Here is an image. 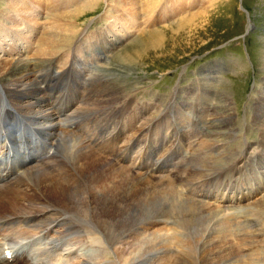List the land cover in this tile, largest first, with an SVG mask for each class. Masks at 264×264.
Segmentation results:
<instances>
[{"label":"bare ground","instance_id":"6f19581e","mask_svg":"<svg viewBox=\"0 0 264 264\" xmlns=\"http://www.w3.org/2000/svg\"><path fill=\"white\" fill-rule=\"evenodd\" d=\"M13 1L14 0H9L7 6L11 7V3ZM19 1L20 7L19 5L15 6L13 3L16 10L23 9L24 11H28L29 9L33 8L32 4L30 3L31 0ZM47 1L48 0H46V2ZM92 1L95 3L96 0ZM142 1V7L139 5L138 0H127V2H123L124 4L122 5V8H124L127 4L131 6L125 8L127 15L123 19L127 22V24H133L134 26L136 23L138 15L135 13V10L138 7H141L143 11L145 10L143 14L147 15L148 18L142 14L141 15L143 16V19H147V22L151 21L149 19V13L155 12L156 9H158V15L165 16L169 13H173L175 10H177V8H185V6H190L195 3L200 6L202 11L205 8L201 4L203 0H171L170 3L166 2L164 4H161L163 0ZM34 2L39 3V0H35ZM50 2L51 0L49 1V4ZM56 2L60 3L61 0L60 2L59 0H52L53 5L56 4ZM79 4L80 6L76 9V11H69L67 14L62 13L53 15L50 18L53 20V29L46 30L44 36L38 41L39 45L37 43L38 48H36L37 56H53L59 49L70 46L69 39L72 28L61 29L58 28L57 25L62 23L66 24V26L70 25V27L76 26L79 21L83 20V17L87 12L93 10L92 7L88 8L81 5L82 1H76V5ZM46 10H48V8ZM32 11L35 12V10ZM108 11L111 12L110 17L112 20L118 21L117 18L119 14L116 15L117 18H115V10L110 9ZM120 11L121 10L118 9V12ZM198 14L189 18V20L192 21V19ZM18 16V14L12 13V17L18 18ZM22 18L20 17L19 21L15 22L25 24ZM48 18L49 17H47V19ZM151 24L153 23L151 22ZM209 25L210 20L205 16V14H203L199 28H207ZM122 26L123 25L121 22V27ZM248 26V29L251 28L250 23ZM3 27L5 26L3 25ZM121 27L119 30L123 29ZM2 31L5 32L1 28V32ZM110 31L111 30L107 32L110 35L105 33L107 36L106 38L108 39L107 42L109 43L112 40L113 42L108 44L107 49H109L111 45L117 43L118 40V37H115V35ZM6 32L8 33V31ZM111 33L113 35H111ZM2 35V37L7 36L6 34ZM16 35L17 34L13 35L14 45L17 43V41H22V35ZM2 37L0 38V41H2ZM104 45L106 44L103 43L100 48H98V50L103 51V53L106 49V46ZM73 50L74 48L71 51ZM74 52L76 55L75 53L71 55L72 63H70L68 67L64 68L60 74L55 73L53 68L55 62L51 64L54 59H38L41 60L39 62L17 60L6 68L4 66H0V101H3V103L0 102V114L9 113L6 109L14 110L23 118L28 119L27 121L35 123L36 126H38L43 131L44 140L49 144H54L55 137L59 135L61 149L63 148V150L66 151V153L63 154L66 161L62 168L59 169V173H57L55 170L53 172H48L38 168L37 166L30 165L26 167L21 176L15 178L13 183L0 185V219L15 217L17 215H22V217H25L26 215L34 216L31 217V219L37 220L38 223L40 222L34 229L35 232L32 233L35 234L37 231L42 230L41 228L43 226L48 227L51 225V223L58 219H60V222L58 223L57 228L70 226V224L72 225L73 221L70 220V216L72 215L74 218L77 216L81 218L82 222L84 220L90 223V225L93 226L95 230H97L94 231V233L84 226L83 229L81 227L78 228L81 232L84 231V233L87 234V241L90 244V247L95 248L96 244L100 243V239L96 235L98 233L102 235L104 242L110 246L111 249L121 243V241H123L121 238L126 234H128L127 238H129L133 235L136 236L137 230L144 231L145 227L148 226L147 223H144L145 221L154 220L155 222L156 220H162L165 222L164 224H167L168 220L172 219V225H176V228L183 230L193 229L190 234H187L189 237H183L185 239L182 237L179 238L178 236L180 234L177 236L172 235L174 237L171 238L166 236L165 233L162 235L166 236V238L161 240L160 246L165 248L169 247L170 245H174V248L177 247L176 249H178L177 254L180 255H177L175 261L173 262L174 264H237L238 262L244 264L243 259H249L250 257L256 258L259 256V254L262 255L264 252V239L261 238V234L258 232L252 234V237H254L253 240L251 239V241L247 243L245 242L244 249H240L238 243L235 244L236 246H228L230 244L229 243L227 245L229 241L224 242V238L227 240L229 236L236 240L237 236L235 235V231L241 230V227L244 226V224L241 223V220L239 224V221L236 219L237 212L227 214L222 213L223 216L221 217L222 219H220L217 213L211 212L210 209L208 211V209L205 208L203 204L190 199L188 196H182V193L176 189L173 182L159 181L150 183L143 179L139 181V175L130 174L126 168L112 164L107 160V158H105L106 156L103 157L91 150L85 143H83L79 136L71 132V130H68L65 122L71 119V115H68L70 111L62 113L61 111L57 110L60 103L63 102L62 98L64 97L61 91L56 92L55 79H57L58 75H69L70 73L72 75H78L79 82L77 81L75 87L68 89V93H70V99H68L67 103L72 105L71 111H74V115H80L82 113L90 114L92 110H95L99 107L100 113L104 115L103 121L99 125L103 127L107 126L108 122L110 121L111 113L118 112L120 109H122V107H113L112 111L109 107H103L100 101L93 97H98L100 100L106 103L111 101L114 102L116 98L118 99L116 102L121 103L125 99L129 98L120 97L117 94L118 91H114L115 87L112 82L113 80L109 77L112 74H107L108 70L104 69L105 71L103 73L105 74L97 73L93 76H90L87 73V70H85V72H83L81 68V70H78L74 64L78 65V61H80L77 59V53L79 51L74 50ZM105 52L107 53L109 51ZM143 55L144 54H142V56ZM56 57L58 58V56ZM138 58L140 59V57ZM132 60L133 57L127 53L123 54L122 56L120 55V57H115V61L121 63V65L124 66L127 62ZM64 84L66 86L67 82L64 81ZM43 85L45 86L44 89ZM76 87H78L79 90H77L78 88L76 89ZM175 90L177 91V88ZM52 94L53 96H51ZM198 96V99H202L201 94H198ZM203 97L205 98L206 96L204 95ZM178 98L180 97L178 96ZM209 100L210 98L207 101ZM258 100V107H260L259 110L262 113L264 111V107H262L264 102L263 96L259 97ZM196 104L197 101H193L192 103L183 101H177L175 103L174 101L173 105H169L170 109L174 108L181 111L183 115L182 119H178L180 117L179 115H177L179 116L177 119H172L171 116L169 118L168 114L165 113L167 111L166 108L163 115V120L158 121L156 119L155 122L154 119H149L146 121L149 116L147 113L149 110H147L145 107H141V109L138 107L134 108V110L137 111L143 109L145 112L125 113L124 111L121 115V119L125 118L127 124L130 121H134L135 123L137 121L136 125H129V132H131L129 136L130 138L133 135L140 136V133H143L142 137L145 134H148L151 137H157L159 139V134L163 133L164 137L167 136L169 139H171V143L176 141L179 131H182L183 134L181 135H183L184 138L187 137L185 138L187 140L192 137V131L190 129V125H192L190 124L192 122L191 118H195L199 123L204 124L205 126L203 127L206 130H209L210 134L215 137L212 141L208 142L212 144V147H214L212 151L218 156L215 157L213 156L214 154H208V152H203V156H200V149H198V147L197 149L193 148L189 159L186 160V170H182L175 174L176 178L181 179L185 183L205 177L211 179L213 174L220 175L226 170H234L235 174H240L242 169L239 165L241 164L242 166L244 165V168L247 167L249 163L254 167L264 168V139L260 141L257 147L258 151L254 154L249 153L247 151L248 149L246 148L240 152H237L238 146H232L231 148L227 145H223V143H225L223 137L224 135L220 131L230 126V124H233L234 120V115L232 116L229 113L231 111V102L228 96L225 97L218 95L215 104L210 106L212 108L207 109L212 115V117L208 119V127L207 123L203 121L202 113H204V108L203 110H197ZM55 105L56 112L53 108ZM5 106L6 108L2 111ZM195 110L196 112H194ZM138 115H140V117ZM256 116L259 118L257 114ZM87 120L92 124H98L96 119L91 114L88 116ZM261 120V122H264V118ZM113 124H115V131L117 129L116 125L118 122ZM140 124L141 126L138 127ZM261 128L264 130V125L261 126ZM247 129H249L248 126L246 130ZM202 142L204 143V140H202L201 143ZM141 143L143 142L141 141ZM209 143L207 147L211 146ZM183 153H185V150H183ZM71 156H73V159ZM185 159L186 156L182 155L179 158V161L183 160L182 162H184ZM258 161H260L262 164L261 166ZM122 169H124L126 172H124ZM257 174L258 177L256 180L262 181L264 177L259 172H257ZM27 183H30L33 186L30 187V191H28L30 194L21 191V189H24ZM244 185L248 186V188H246L247 190L249 187H251V183L250 185ZM4 186L8 187L2 188ZM263 192L264 191H262V193ZM260 200L261 201L255 206L243 207L244 209L249 210L248 212H251L246 213L243 216L245 218V223H251L252 221L260 220L259 218H264V201H262L264 200V193L262 194ZM50 209L53 212L48 214V210ZM68 213L71 215H67ZM150 214L153 215L152 218ZM146 216L149 218L147 220H143ZM154 222L151 225H154ZM209 222H211V226L208 225ZM247 225L248 224H246V226ZM71 229L74 230L75 226H71ZM226 231H229V233H225ZM213 232H217V235L214 236ZM261 233L263 234V231H261ZM27 237L28 236L26 235L22 236L23 239ZM74 237L75 238H73V236L70 237V240L74 239L75 243L78 244L82 242L81 237L80 240L78 238L79 234L77 237L75 234ZM158 238H160V236H155L153 240ZM239 242L243 243L242 240H239ZM50 244L47 241L46 248L49 250L55 249L58 245V243L53 242ZM122 244L123 242L119 246ZM225 245L228 247H225ZM142 246L143 245L140 246V249ZM140 249H138L137 253L140 252ZM241 250L253 252L243 256L241 255L243 252H241ZM96 256L97 255L94 254L92 258H95ZM99 258H101L100 255L97 256L96 260H99ZM259 259L262 258H257L258 261H260ZM40 260V262H43L42 258ZM35 262L37 261L35 260ZM255 262L258 263L257 261ZM50 264L68 263L66 260H63L57 256L52 259Z\"/></svg>","mask_w":264,"mask_h":264},{"label":"rangeland","instance_id":"374dc122","mask_svg":"<svg viewBox=\"0 0 264 264\" xmlns=\"http://www.w3.org/2000/svg\"><path fill=\"white\" fill-rule=\"evenodd\" d=\"M8 1L9 0H0V38L3 36L2 34L7 35L2 37V41H0V43H2L0 44V66L6 68L17 60L39 62L41 60L38 59H54L51 64L55 62V66L59 68V70H62L67 67L68 62L72 63L70 56L75 53L74 50H77L79 51L77 53V59L80 61H78V65L74 64V66L78 70L82 69L83 72L87 70L90 76L97 73L102 74L105 70H108L107 74H112L109 77L113 80L112 82L115 87L114 91L117 90V94L120 97H129L121 103L116 102L118 100L117 98L114 102L111 101L109 103L103 102L98 97L93 98L99 100L103 107H109L111 110L113 107H122V109H120L121 113L124 111V106H126L125 113L145 112L143 109L140 111L134 110L136 107L139 109L145 107L149 110L147 112L149 116L146 121L149 119H154L155 122L156 119L158 121L163 120L166 108L167 111L165 113L168 114L169 118V113L174 111L180 116L176 115L174 118L177 119L179 117L178 119H182L183 115L181 111L174 108H171L174 109L171 110L169 105H173L174 101L175 103L177 101L187 103L197 101V110H203L204 108V113H202L203 121L207 123L208 127V119H210L212 115L207 109L212 108L210 106L215 104L218 95L228 96L231 102V111L229 113L232 116L234 115V120L233 124H230V126L220 131L224 135L225 143L222 142L223 145H227L231 148L232 146H238L237 152H240L245 147L248 148L247 151L249 153L254 154L258 151V144L264 139V130L261 128V126L264 125V122H261V119L264 118V111L261 113L259 110L260 107H258L259 97L263 96L264 99V0H203L201 3L202 6L205 7L203 11L200 9V6L195 3L191 6H185V8H177L173 13H169L165 16L158 15V9H156L155 12L149 13L150 22H147V19H143V16H146V18L148 17L143 14L145 10L143 11L141 8L143 6V1L138 0L141 7L135 10L138 19L134 26L133 24H127L123 19L127 15L125 8L131 7L127 4L122 8L123 2H127V0H96L95 3L92 0H61V2L59 0L60 3L56 2L54 5L52 4V0L50 4V0L47 1L48 3L46 0H39V3L34 2L35 0H31L30 3L33 8L28 11H24L23 9L16 10L14 5H19L20 7L19 0H14L11 3V7L7 6ZM76 1H82L81 5L88 8L92 7L93 10L87 12L83 20L79 21L76 26L70 27V25L66 26V24L62 23L60 25L56 24L58 28L61 29L72 28L69 39L70 46L59 49L53 56H37L36 48H38L39 45L38 41L44 36L46 30L53 29V20L50 18L53 15L62 13L67 14L69 11H76L80 6V4L76 5ZM166 2L170 3L171 0H163L161 4ZM47 8L48 10H46ZM242 8L247 13L243 11ZM110 9L115 10V18H117L116 15H120H118L117 18L118 21H113L110 17L111 12L108 11ZM118 9L121 11L118 12ZM32 10H35V12ZM12 13L18 14V18L12 17ZM196 14L198 15L190 21L189 18ZM203 14L210 20V25L207 28H199ZM20 17H23L22 20L25 24L15 22L19 21ZM47 17L49 18L47 19ZM247 17L250 19L249 22L247 21ZM121 22L124 27H121ZM151 22L153 24H151ZM248 23L251 24V28L253 27V29L247 33ZM3 25L5 27H3ZM120 27L123 29L119 30ZM1 28L5 32L2 31V33ZM109 30H111L110 32H112L115 37H118V40L117 43L111 45V47L107 49L108 44L113 42V40L109 43L107 42L108 39L106 38V34L110 35L107 33ZM6 31H8V33ZM112 33L111 35H113ZM14 34L22 35V37L20 36L22 41H17L15 45L13 44ZM103 43L106 44L104 45L106 46L105 51L109 52L106 53L104 51L103 53V51L98 50ZM73 48L74 50L71 51ZM125 53L131 55L133 60L127 62L124 66L117 62L119 60L115 61V57H120V55L122 56ZM142 54L144 55L142 56ZM56 56H58L59 59ZM138 57H140V59ZM69 59L71 61H69ZM54 70L56 71V69ZM71 88L72 87H70V89ZM77 88L78 87H76V89ZM176 88L177 91L175 90ZM77 90H79V88ZM198 94H201L202 99H198ZM203 94L208 98H204ZM178 96L180 98H178ZM209 98L210 100L207 101ZM262 107H264V102ZM194 112H196V110ZM83 114L88 113H82L80 116ZM90 114L98 123L103 121L104 115L100 113L99 107L92 110ZM256 114L259 118H257ZM254 120L257 121L255 122ZM191 121L190 124L192 125H190V129L193 133L191 132L192 137L189 138V140L186 139V141L191 143V141L194 142L198 139V142L195 141L193 145L195 149H197V147L200 149V156H203V150L208 152V154H214L213 156L215 157L218 156L212 151L214 147L209 143L215 137L210 134L209 130L203 127L205 126L204 124L199 123L195 118H191ZM110 122L111 119L108 124H110ZM129 123L131 125H136L137 121L136 123L134 121H130ZM140 126L141 124L138 127ZM247 126L249 129L246 130ZM203 128L205 129L204 131ZM202 140H204V143H201ZM207 142L211 146L207 147ZM199 143L200 145L202 144L201 147ZM187 149L190 151L192 148L188 146ZM73 156H71L72 159ZM105 156L106 155H103V157ZM105 158L109 160L110 156H106ZM122 170L126 172L124 169ZM138 178L139 181L143 179L151 183L149 177ZM26 185L24 189H21V187L20 189L22 192L30 194L28 191H30V187L33 186L30 183ZM6 187L8 186L2 188ZM261 197L262 195L258 200L254 201L253 204H247L245 206L257 205L261 201ZM217 206L218 205H215V207ZM217 209L220 208H215L214 210ZM246 213L251 212L246 211ZM67 215L71 214L68 213ZM150 216L152 218L153 215L150 214ZM146 217H144L143 220L149 218ZM70 218L71 221L73 220L72 225L70 224V227L64 231L73 230L71 229L73 225L76 230H79L78 228L82 225L91 231H97L90 223L84 220L82 222L80 217L75 216L74 218L71 215ZM241 219L244 220L243 218ZM169 221L170 220H168L167 224L172 225V219L171 223ZM258 221L259 223L255 226L254 223L256 222L247 223V228H245L246 225L244 223V226L241 227V232H244L246 236H251L252 240L254 238L252 234L258 232L261 234V238L264 239V222L260 223V220ZM153 222L154 220L145 221L144 223H147L148 226L145 227L144 231L137 230V235H129L131 236L129 238H127L128 234H126L121 238L123 240L121 243L123 242V244L119 246L121 244L119 243L112 249L104 242L102 235L96 232L97 237L100 239L99 244H101L103 240V247L106 252L107 263L104 262L103 264H174L175 258L177 255H180L177 254V247L174 248V245L165 248L160 246L161 240L165 239L166 236L174 234L170 233L172 231L168 229L171 226H166L162 220H156L154 225H151ZM208 225L211 226V222H209ZM173 226L177 227L174 224ZM192 230L193 229H182L181 232L183 234H190ZM261 231H263V234ZM60 232L62 231H55L54 234L57 235ZM237 232L238 231H235L236 236L241 234V232ZM164 233L166 236H162ZM215 233L213 232L214 236L217 235V232ZM155 236H160V238L153 240ZM186 236L189 237V235ZM243 238H237L236 241L229 236L227 240L224 238V242L229 241L227 243V245L230 243L228 246H234L238 243L240 249H244L245 242L247 243L251 241V239L247 240ZM239 240H242L243 243L239 242ZM141 245L143 246L140 249ZM227 245H225V247H228ZM138 249H140L139 253H137ZM57 252L58 253L54 254V257H57L56 255L60 258L67 256V260H69L71 264H80L81 262H85V264H102L97 262L99 260L92 262V260L95 261L101 251L97 252L95 258H92L93 255L91 252L88 251L86 253V248H79L78 246L67 245ZM241 252V255L245 256L253 251L246 252V250H241ZM93 254L96 255V253ZM46 255L36 258L37 264H41V260L39 259L42 258V261H44ZM257 258H262L263 260L259 259L260 261H258ZM69 261H67V263H69ZM255 261L259 264H264V252L262 255L259 254L256 258L250 257L249 259H243L244 264H255ZM45 263L48 264V262H44V264ZM237 264L242 263L238 262Z\"/></svg>","mask_w":264,"mask_h":264}]
</instances>
